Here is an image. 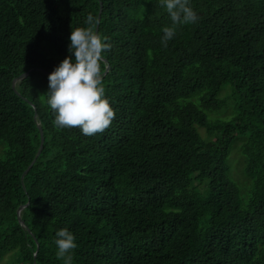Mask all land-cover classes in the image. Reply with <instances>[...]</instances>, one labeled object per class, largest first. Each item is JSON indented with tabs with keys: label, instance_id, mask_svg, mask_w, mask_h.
I'll use <instances>...</instances> for the list:
<instances>
[{
	"label": "trees",
	"instance_id": "obj_1",
	"mask_svg": "<svg viewBox=\"0 0 264 264\" xmlns=\"http://www.w3.org/2000/svg\"><path fill=\"white\" fill-rule=\"evenodd\" d=\"M100 5L115 118L84 136L54 126L40 71L69 55L71 28ZM191 6L198 21L164 47L159 0H0V259L64 264L54 239L67 228L72 264H264V0ZM226 87L244 103L209 121ZM238 136L246 204L228 177Z\"/></svg>",
	"mask_w": 264,
	"mask_h": 264
},
{
	"label": "clouds",
	"instance_id": "obj_2",
	"mask_svg": "<svg viewBox=\"0 0 264 264\" xmlns=\"http://www.w3.org/2000/svg\"><path fill=\"white\" fill-rule=\"evenodd\" d=\"M170 17L171 24L162 27L161 43L167 47L180 26L194 24L199 16L191 0H159ZM100 18L89 13L84 23L88 27L71 28L67 55L48 75L46 104L54 116V126L78 128L82 135L93 136L104 132L113 119L115 110L105 96L103 74L107 68L105 54L112 47L106 36L93 31ZM104 64L102 69L101 65ZM75 235L67 228L56 231V256L64 264H72L71 251L77 247Z\"/></svg>",
	"mask_w": 264,
	"mask_h": 264
},
{
	"label": "rangeland",
	"instance_id": "obj_3",
	"mask_svg": "<svg viewBox=\"0 0 264 264\" xmlns=\"http://www.w3.org/2000/svg\"><path fill=\"white\" fill-rule=\"evenodd\" d=\"M230 87H226L222 90L219 96V100L224 101L225 104L219 111L216 112H206V116L209 121H221V120H229L233 117L232 109L236 103L243 104L244 100L240 99L238 95L234 94L233 96L230 93ZM229 109V110H228ZM201 136L204 137L205 133L200 130ZM246 141V136H238L232 144L227 164L229 167L228 177L238 186L240 190V198L243 204L248 202V198L250 195V190L252 184L249 182L244 174V158L241 156L240 148L242 144ZM5 145L0 143V159H3V150ZM247 180H245V179ZM249 188V190H248ZM248 192V193H246ZM0 264H20L16 258L15 252L7 253L0 259Z\"/></svg>",
	"mask_w": 264,
	"mask_h": 264
},
{
	"label": "water",
	"instance_id": "obj_4",
	"mask_svg": "<svg viewBox=\"0 0 264 264\" xmlns=\"http://www.w3.org/2000/svg\"><path fill=\"white\" fill-rule=\"evenodd\" d=\"M101 11H102V6L100 5V11H99V15H98V17H99L100 19H101ZM98 27H99V25L96 27V32H98ZM108 69H109V68L107 67L105 73H107V70H108ZM30 72H31V71L27 72L26 74L21 75L20 77H18V78L13 82V84H12V89H13L14 91H15V86H16V84H17L18 82H22L24 79H26V78L29 76ZM40 72H42L43 74H45V75H47V76L49 75V73L44 72V71H42V70H41ZM36 118H37V117L35 116V119H36ZM38 128H39V126H38ZM39 132H40V147H39V150H38V152H37V156H36V158H35V159L32 161V163L28 166L26 172L30 170V168H31L32 165L35 163L37 157L40 155L41 150H42V146H43V143H44V136H43V132H42V130H41L40 128H39ZM23 177H24V176L21 177V180L23 179ZM27 206H28V204H27L26 206H24L23 208L19 209V211H18V215H17L18 223L20 224V226H22L23 229H26V228H25V226L23 225V223H22V221H21L20 215H21V212L23 211V209H25ZM34 258H35V256H34Z\"/></svg>",
	"mask_w": 264,
	"mask_h": 264
}]
</instances>
